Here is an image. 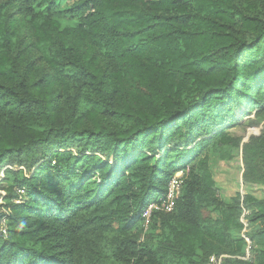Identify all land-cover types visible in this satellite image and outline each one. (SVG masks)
Wrapping results in <instances>:
<instances>
[{"label": "trees", "instance_id": "obj_1", "mask_svg": "<svg viewBox=\"0 0 264 264\" xmlns=\"http://www.w3.org/2000/svg\"><path fill=\"white\" fill-rule=\"evenodd\" d=\"M36 2H16L30 27ZM67 12L75 27L42 28L55 50L52 73L39 77L17 65L0 26V171L18 170L5 173L25 197L0 205V264H76L90 230L125 235L124 264H166L130 233L180 171L175 210L157 215L180 238H199L202 257L188 264L222 254L234 256L225 264H264L262 249L242 258L240 237L246 213L251 251L264 247V200L224 203L197 159L262 108L264 0H78ZM204 209L218 217L203 220Z\"/></svg>", "mask_w": 264, "mask_h": 264}, {"label": "rangeland", "instance_id": "obj_2", "mask_svg": "<svg viewBox=\"0 0 264 264\" xmlns=\"http://www.w3.org/2000/svg\"><path fill=\"white\" fill-rule=\"evenodd\" d=\"M77 1L56 0L53 6H49L47 1L38 0L33 5L36 17L31 22V28L26 20L18 16L17 0H0V26L5 28V34L10 37V47L17 65L25 72L35 77L52 73L48 59L53 58L55 46L52 40L43 38L42 28L63 30L75 27L77 19L72 17L67 9ZM243 1L251 3V0ZM126 84L129 89L138 88L134 81H127ZM73 89L72 87L70 91L71 96L74 94ZM75 98L81 101L82 92L76 94ZM260 106L262 108L245 113L243 119L225 130L227 137L209 144L197 158L208 167L220 199L224 203H230L236 195H250L255 199L264 200V102ZM69 152L73 156L78 155L75 148ZM5 170L15 173L18 171L11 166H6L0 171V205L4 203L3 198H9L10 203L14 202L15 195L20 196L17 201L21 202L20 200L25 198L23 191H15L13 181L16 177L8 176ZM20 175L27 176L28 173L21 169ZM5 212V208H0V214L3 215ZM244 215L246 213L241 217L243 229L240 237L246 242L242 248L244 255L242 258L247 260L254 258L253 250H264V247L255 246L251 251L250 242L245 236L247 224ZM217 217V213L211 209L202 211L203 220ZM174 226L173 221L162 223L159 215L154 214L147 226L142 223L140 228L130 235L138 242L166 255V264H188V259L200 260L202 251L199 238L188 234L187 238L182 239L174 233ZM3 227L4 220L0 222V229ZM124 237L126 236L102 233L98 230L86 232L80 241L76 264H124L120 255ZM234 249L238 250L235 247ZM222 255L234 257L229 254Z\"/></svg>", "mask_w": 264, "mask_h": 264}, {"label": "built area", "instance_id": "obj_3", "mask_svg": "<svg viewBox=\"0 0 264 264\" xmlns=\"http://www.w3.org/2000/svg\"><path fill=\"white\" fill-rule=\"evenodd\" d=\"M185 175L183 172H177L169 181L166 193L163 198L150 203L142 214L143 224L147 226L150 219L155 214H170L175 210L176 203L181 196ZM2 232H4L2 228ZM249 243V242H248ZM227 255H212L208 258L206 264H225Z\"/></svg>", "mask_w": 264, "mask_h": 264}]
</instances>
